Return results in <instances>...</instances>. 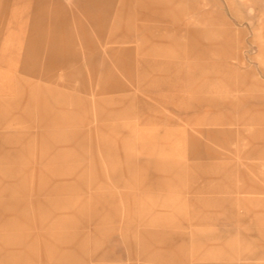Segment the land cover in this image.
I'll return each mask as SVG.
<instances>
[{
  "label": "rangeland",
  "instance_id": "374dc122",
  "mask_svg": "<svg viewBox=\"0 0 264 264\" xmlns=\"http://www.w3.org/2000/svg\"><path fill=\"white\" fill-rule=\"evenodd\" d=\"M0 264H264V0H0Z\"/></svg>",
  "mask_w": 264,
  "mask_h": 264
}]
</instances>
